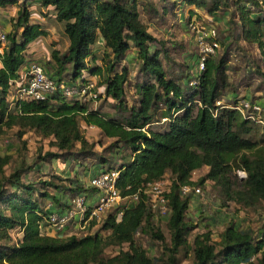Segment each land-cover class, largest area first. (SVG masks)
<instances>
[{
	"label": "trees",
	"instance_id": "16d2710c",
	"mask_svg": "<svg viewBox=\"0 0 264 264\" xmlns=\"http://www.w3.org/2000/svg\"><path fill=\"white\" fill-rule=\"evenodd\" d=\"M31 1L0 0V7H19L0 54V137L16 128V136L25 149L22 137L33 131L43 139L50 138L51 146L58 150L46 152L43 159L88 158L97 142H89L85 130L94 126L113 139L110 149L121 145L130 150L117 167L108 169L119 171L117 188L121 196L136 194L138 198L133 205L110 210L94 233L44 234L41 224L49 211L41 206V198L51 197L58 209L62 205L58 198L23 180L30 171L23 161L7 174L5 168L13 158L0 154V264H181L178 255L183 249L190 252V264H264V228L255 234L251 228H240L231 220L217 241L212 239L210 230L196 234L191 243L187 240L193 226L186 219L190 194H180L184 185L203 186L211 180L219 186L224 203L233 201L243 208L264 205V156L250 159L246 155L264 145V108L258 123L256 118H246L227 104H216L221 97L220 88L226 85L221 79L226 53L207 59L195 86L189 85L195 75H186L189 79L181 84L165 68L163 58H169L165 45L149 32L141 18V10L156 15L150 1L36 0L43 7H52V15L63 23L68 39L63 53L51 52L57 73L49 75L57 82H67L64 76H68L70 83L78 78L86 81L97 77L99 95L104 101L112 99L113 106L125 115L107 116L98 108L68 101L57 92L44 100L12 103L9 80L17 79L19 71L31 61L26 59L28 46L47 34L40 23L30 22ZM184 2L210 13L228 7L221 0ZM172 6H177V2ZM235 21L241 40L256 45L264 63V0H233L229 23ZM131 49L136 52L143 79L135 84L136 100L127 106L130 71L124 61ZM98 59L101 64H96ZM238 100L235 97L230 104ZM161 119L166 122L161 128H154ZM99 160L105 158L100 156ZM203 167L208 168L207 172L193 180L192 173ZM236 169L243 170L246 176L239 179L234 174ZM167 174L172 178L165 194L169 241L154 223L155 215L142 192L147 183ZM41 183L60 188L50 180ZM64 189L72 195H85L88 190L78 186ZM118 212L120 220H116ZM18 229L21 235L14 242L12 231ZM100 231L108 233L104 236ZM136 232L145 233L152 245L160 242L157 262L137 243ZM111 247H118V253L105 256Z\"/></svg>",
	"mask_w": 264,
	"mask_h": 264
},
{
	"label": "rangeland",
	"instance_id": "374dc122",
	"mask_svg": "<svg viewBox=\"0 0 264 264\" xmlns=\"http://www.w3.org/2000/svg\"><path fill=\"white\" fill-rule=\"evenodd\" d=\"M19 1L24 2V0ZM147 1H150L154 5L157 13L153 15L154 13L141 10V18L148 26L149 32L165 45L169 58H163V60L165 68L169 70V76L183 84L184 82L182 80H188L196 73V48L188 30V22L196 17L197 20H201L206 25L216 29L220 46L214 57L218 58L224 53H226L227 56V62L224 65L225 70L221 73V79H224L226 85L220 88V101L223 104H230V102L237 97L249 101L250 103L259 104L261 112L255 114V118L257 121L260 120L258 118L262 119V109L264 108V63L259 55L257 46L248 45L241 40L240 27L236 21L234 23H229L230 13L233 11V0H221L224 1L228 7H223L214 13L207 12V10L203 8L190 7L185 4L184 0ZM208 1L211 2L212 0ZM174 2H177V6L175 7L172 6ZM28 9L32 15L37 17V21H39V18L42 16L45 20L50 22L53 25L50 30L60 32L63 34L62 40H65L63 23L52 15L53 9L51 6L43 7L39 5L37 1H31ZM164 10L167 11L166 14L163 13ZM4 11L6 12L4 14L6 17L5 21L9 23L8 18H10L12 12L15 11V5H13V7H6ZM190 12H194L191 17H189ZM13 19L14 17L11 18V20ZM36 20L34 21L37 22ZM0 24L5 32L8 33L9 26L6 27L2 22H0ZM46 36L47 35H44L34 40L33 43L35 44L43 41L45 49L48 51L47 54H49L51 58L52 50H48L47 42L52 41V38L50 36L46 38ZM53 36L55 37L54 34ZM95 46L97 45L95 44ZM124 63L130 71L129 81L126 85V103L127 106H131L138 96L135 91V84L139 83L143 77L139 70V62L134 50L131 49L127 52ZM96 64H101L99 59L96 61ZM186 75L189 78H186ZM92 78L97 83V77ZM64 79L70 83L68 76H64ZM98 92L100 94V90H98ZM9 102H11V95H9ZM85 104L90 108L100 109L101 112L107 116L125 115L124 112L118 111L113 106L114 102L112 99L109 98L104 101L103 97L100 95L96 102L90 101ZM163 122H166L165 119L156 121L153 127L161 128L164 124ZM258 123H260V121H258ZM16 131V128L10 129L5 135L0 137V154H10L13 158L11 164L7 165L5 168L6 173L8 174L11 172L18 163L23 161L25 166H30V171L23 176V180L28 183H33L36 188H40L39 190L41 192L48 193L58 198L62 206H67L72 197L79 195H72L64 188L78 186L80 189H84L85 180L89 178L90 171L94 170L92 169L94 165L96 167L99 164H104V166H102L104 170L108 169V166L117 167L123 160L122 157L124 156L127 158L130 153L129 149L121 145L110 149L109 146L113 142V139L105 137L99 129L89 127L85 130L86 139L89 142H97L93 150V155H90L91 157L76 159H65L63 157L43 159L46 152H58L56 148L51 146L50 138L43 139L33 131H29L22 137V140L26 141V148L23 149V147H21V139L19 140L16 136ZM246 155L250 159L263 157L264 145L259 146L253 152H247ZM100 156L105 158V161L100 162ZM60 166L64 169L67 168L70 173L65 174L64 171H60ZM73 168L76 169V172H73ZM57 170H59V174H55ZM207 170V167H203L193 172L192 179L197 180L199 177H202ZM234 174L239 179L246 176V173L239 169L234 170ZM165 178L168 181L172 179L170 174H167ZM49 180L59 185L60 188L42 186L41 182ZM201 189L203 190V195L201 196L197 197L192 193L190 194L189 209L186 219L190 221V225L193 227L190 229L187 239L189 243L192 242L196 234L207 230H210L212 234L211 237L214 241L219 240L220 232H222L223 227L231 220H233L236 225L240 226V228H251L255 234L260 233V230L264 228V205L243 208L233 201L224 203L219 186L215 185L211 180H207L204 185L201 186ZM87 191H89V189ZM41 199V206L46 210H48V204L54 202L51 197H42ZM54 203L56 204V202ZM167 218L168 217L161 218L155 216L153 220L156 226L163 232L165 239L169 241V234L166 228ZM98 228L99 226L93 228L92 233L96 232ZM100 233L105 236L108 231H100ZM66 235L67 234L61 236ZM12 237L16 238L17 234L14 233ZM135 237L137 243L146 248L148 256L153 258L154 262H157L156 259L161 250L159 247L160 242L156 245H152L149 237L141 232H138ZM118 250V247L108 248L105 251V256H113L118 253ZM178 258L181 264H190L191 262L190 252L186 253L184 249L181 250ZM157 264L162 263L157 262Z\"/></svg>",
	"mask_w": 264,
	"mask_h": 264
},
{
	"label": "built area",
	"instance_id": "2783aa9c",
	"mask_svg": "<svg viewBox=\"0 0 264 264\" xmlns=\"http://www.w3.org/2000/svg\"><path fill=\"white\" fill-rule=\"evenodd\" d=\"M188 30L196 48V73L195 78L191 79L189 85L195 86L199 74L205 68L207 59L215 55L220 45L216 29L206 25L201 20H197L196 17L188 22ZM6 44L7 33L0 24V54ZM9 87L12 103L26 99L44 100L56 92L64 96L68 101L77 100L82 103L96 102L99 96V88L93 78H89L86 81L79 79L74 83L57 82L47 73L39 61H29L19 71L17 79L9 80ZM216 104L221 105L223 103L218 100ZM227 107L239 110L243 116L250 119H255V114L261 112L259 104L250 103L243 99H239L235 104H227ZM118 177L119 171L113 168L100 171L89 178L88 187L98 192V198L95 203L88 201L84 194L72 197L68 205L61 209H57L53 202H50L48 205L49 212L45 215L44 222L41 224V232L44 234L56 232L60 235L67 234L66 236H85L92 233L93 228L100 226L106 214L113 208L120 207L122 209V207L126 208L133 205L137 201L138 196L136 194L121 196L117 188ZM170 187L171 180L168 181L163 177L158 181L147 183L142 189V192L148 197V205L155 216L168 217L169 207L165 194ZM191 193L198 197L203 195V190L201 186H182L181 195ZM120 217L121 212H118L116 220H120ZM14 233L17 234V237L13 238V241L17 242V238L21 235V230L12 231V236Z\"/></svg>",
	"mask_w": 264,
	"mask_h": 264
},
{
	"label": "crops",
	"instance_id": "0c3cea01",
	"mask_svg": "<svg viewBox=\"0 0 264 264\" xmlns=\"http://www.w3.org/2000/svg\"><path fill=\"white\" fill-rule=\"evenodd\" d=\"M33 1H36V0H33ZM15 5V11L14 12H12V15H10V18H8V22L9 23H7L6 21H5V19H6V17L4 16V14L6 13L4 10L6 9V7H10V6H12L13 7V5H7L6 7H0V22H2L3 24H5V26L7 27V26H9L8 27V31H10L11 30V23L12 22H14V20H15V18H16V15H17V11H18V6H17V4H14ZM12 17H14V19L13 20H11V18ZM36 18L37 17H35L34 15H31V17H30V22L31 23H34L35 21L34 20H36ZM11 21V22H10ZM37 21V20H36ZM38 23H40L44 28H45V30L47 31V36L49 37H51L52 38V41H50V42H47V45H48V50H57V51H59L60 53H63L65 50H66V48H67V46H68V39H67V37L65 36V40H62V38H63V34H61L60 32H58V31H51L50 29L53 27V25L50 23V22H48L47 20H45L44 19V17H42L41 16V18H39V21H37ZM58 30V29H57ZM53 34L55 35V37L53 36ZM47 36H46V38H47ZM43 37V36H42ZM39 38H41V37H39ZM38 39V38H37ZM51 44H52V46H51ZM47 50L45 49V46H44V42L43 41H40V42H38V43H31L29 46H28V48H27V50H26V59L27 60H31V61H39L43 66H44V68L46 69V71H47V73L49 72V74H56L57 73V66H56V64H54L52 61H51V59H50V55L49 54H47ZM92 78V77H91ZM89 127H93V128H95L94 126H88L87 128H89ZM87 130V129H86ZM58 164V163H57ZM63 165V164H62ZM58 166H59V164H58ZM102 166H104L103 164L101 165V164H99L98 166H96L95 167V165L92 167V169H94L93 171L91 170L90 172V174H89V178L92 176V175H94V174H96V173H98V172H100V171H103L104 170V168H102ZM64 168L62 167V166H60V168H59V170L61 171L62 170V172L64 171V173L66 174V173H70V172H68V169L67 168H65L64 170H63ZM74 169V168H73ZM59 170H57L56 172H55V174H59ZM73 172H76V169H74L73 170ZM89 178L87 179V180H85V188H87V189H90V187H88V180H89ZM80 183V182H79ZM85 195H86V197H87V200L88 201H90V202H92V203H95L96 201H97V198H98V192L96 191V190H89V191H86L85 192ZM71 200V199H70ZM70 202V201H69ZM68 202V203H69ZM49 205V204H48ZM62 207H64V206H59V209L60 208H62ZM52 208V207H51ZM50 208V209H51ZM57 208V207H56ZM47 209L49 210V206L47 207Z\"/></svg>",
	"mask_w": 264,
	"mask_h": 264
}]
</instances>
